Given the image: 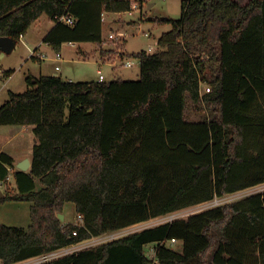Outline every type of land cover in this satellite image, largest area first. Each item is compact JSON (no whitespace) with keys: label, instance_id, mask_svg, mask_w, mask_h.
<instances>
[{"label":"trees","instance_id":"obj_1","mask_svg":"<svg viewBox=\"0 0 264 264\" xmlns=\"http://www.w3.org/2000/svg\"><path fill=\"white\" fill-rule=\"evenodd\" d=\"M130 7V0H0V37L20 41L45 14L54 26L43 42L56 54L65 43H95L105 60L115 52L103 47L102 14ZM66 13L73 26L56 20ZM155 21L172 29L158 40L162 50L127 54L140 60L139 80L31 75L30 89L10 91L0 105V127L32 126L35 137L27 172L0 153V183L10 187L13 174L18 190L5 192L0 206L31 202L32 221L26 230L0 226V264L264 184V0H183L180 19ZM201 83L211 87L203 97ZM193 106L207 112L191 120ZM69 202L79 224L58 216ZM152 243L154 260L146 255ZM44 264H264V193Z\"/></svg>","mask_w":264,"mask_h":264},{"label":"rangeland","instance_id":"obj_2","mask_svg":"<svg viewBox=\"0 0 264 264\" xmlns=\"http://www.w3.org/2000/svg\"><path fill=\"white\" fill-rule=\"evenodd\" d=\"M182 1L183 0H149L143 5L142 21L138 20L141 15L139 13H108L106 15V21L103 23L104 39L108 36L109 32L112 31L125 33L126 41L123 45H121L118 40L114 42H106V44L104 41L103 47L107 50H114L115 52V54L107 55L106 58L113 61L120 49L122 52L126 51L129 55L141 51L156 53L162 50L163 48L159 45L158 40L164 33L172 29V25L158 24L155 20L163 18L173 20L180 19L182 17ZM52 23V19L44 14L38 23L33 25L28 31L29 38H24L23 40L18 41L10 52H0V69L14 71L13 78L5 87H3V81L0 83V105L4 104L5 101L9 99L10 91L24 93L30 89L31 86L28 84L27 78L31 75L40 76L42 68L47 71V66L53 64V62L48 59L38 60L31 58L28 47L25 44L26 41V43L33 47L32 43L41 42L40 48L37 50L39 54L45 53L48 57L55 55L56 52L52 49V47H44L45 43L40 41L41 35H43L46 31L45 28ZM146 34H148V36H146ZM60 52L66 61L58 63V65L61 66L59 73H61L63 79L66 81L70 79L79 82L99 81V69L102 70V74L106 78L105 81L107 82L116 79L128 81H136L140 79L139 59H132L135 65L131 68L123 66L121 62H118V68H114L108 63L99 65L101 61V50L99 45L95 43H65ZM86 54H88V57H86ZM124 55L125 54H123V56ZM126 58L129 60L131 57L127 56ZM204 113V110H202L200 106H193L189 118L191 120H197L201 118ZM15 133L17 136L14 141L10 143V146L13 148H19V152L21 154L26 150L25 148L28 147L29 149L31 146H34L33 137L27 138L20 130H17V132L15 131ZM2 138V142L5 145L9 138ZM8 183L10 184V187L8 188H6L5 185L2 186L0 184V190L3 193L9 192L8 190H10L9 194L13 196L18 194V190L15 188V181L10 178ZM37 185L39 189L41 187L39 181H37ZM258 193H264V184L222 198H216L212 201L186 208L167 216H161L124 230L107 233L101 237H95L88 240L84 246L78 247L77 251L79 252L81 250L93 248L131 233L142 231L164 223L173 222L179 219H187L189 216L209 208L228 204L246 196ZM59 214L64 215L65 218L62 221L65 224L80 223L79 214L76 211L75 204L72 202L67 203L63 213ZM31 222V202L14 200L1 204L0 226L26 230L30 226ZM168 245L176 251H181L182 249L181 242L174 246H171L170 244ZM151 249H153L151 245L146 246V254L149 255V257L152 251Z\"/></svg>","mask_w":264,"mask_h":264},{"label":"built area","instance_id":"obj_3","mask_svg":"<svg viewBox=\"0 0 264 264\" xmlns=\"http://www.w3.org/2000/svg\"><path fill=\"white\" fill-rule=\"evenodd\" d=\"M130 2H131V7H130V10L127 11V12H129L130 14L139 13V14H141L140 16H143L142 8H143V5L148 2V0H130ZM107 14H108L107 12H103V14H102L103 23L106 21V15ZM56 20L66 24V25H69V26H73L76 23V19L74 18V16L71 15V14H67V13L63 14L61 16H57ZM146 36H148V34H146ZM117 40L121 43V45H123L124 42L126 41L125 33H121V32L117 33V32L110 31L108 36L104 39L105 44H106V42H114V41H117ZM71 44H73V43H71ZM122 53L123 52L120 49L119 52L116 54V57H115V59L113 61H110L107 58L105 60H101L99 65H103V64H107L108 63V64L112 65L114 68H118L119 67L118 66V62H121V64L123 66L127 67V68L134 67L135 64H134V61L132 60L133 58H129V60H127V58H125V56L124 57L121 56ZM33 57L38 59V60L47 59V55L45 53L39 54L37 51L33 52ZM55 57H56V60H58V61L62 60V54L61 53L55 54ZM60 70H61V67L57 66L56 67V72H59ZM4 72L5 71H0V83L2 82L3 78H6ZM98 74H99V81H101V82L105 81V77L102 74V70L101 69L98 70ZM210 91H211V87L208 84H205V83H201L200 84V95H201V97H203L204 95H206ZM204 112L206 113L207 110L204 109ZM9 171L12 172V168L11 167H9ZM11 175L12 174H10V177H11ZM79 219L82 220V217L79 216ZM168 243L171 246H174V245L178 244V241L176 239H172ZM85 244L86 243L81 242V243H78V244H75V245H71V246L62 248V249L57 250V251H52V252H49V253H46V254H42L40 256H37V257L31 258L29 260H25V261L19 262L17 264H44V263L56 260V259L64 257V256H68V255L74 254V253H76L78 247L84 246ZM151 247L153 249H151L152 251H151L150 257H149V255H147V254L146 255L151 260H154L155 259V250H154L153 246H151Z\"/></svg>","mask_w":264,"mask_h":264},{"label":"crops","instance_id":"obj_4","mask_svg":"<svg viewBox=\"0 0 264 264\" xmlns=\"http://www.w3.org/2000/svg\"><path fill=\"white\" fill-rule=\"evenodd\" d=\"M40 18L37 21H35L31 25V27L33 25H35L36 23H38V21L40 20ZM139 19H140V17H139ZM53 26H54V23H52L51 25H49L48 27L45 28L46 31H45V33L43 35H41L40 41H43L44 40V37L53 28ZM30 28L28 29V31L30 30ZM28 31H27V33L25 35H23L21 37L20 40H23L24 38H29ZM25 44L28 47V50H29V53H30L29 54L30 57L33 58V59H36V58L33 57V52L39 50L40 45H41V42H39V43H32L33 44L32 45L33 47H31L28 43H26V41H25ZM73 44H75V43H73ZM44 47L50 48V46L48 44H46V43H45V46ZM127 54L128 53H126V51H125V58L128 56ZM47 59L49 61H52L53 64L47 66V69H48L47 71L45 69L43 70V68H42L41 71H40V74H41L40 76H42V75H52V76H61L62 77L61 73L56 72V67L57 66H60V65H58V63H62L64 61H66V59H64L63 56H62V60L61 61H58V60H56L55 55H53L52 57H48L47 56ZM0 71H8V70L0 69ZM13 76H14V73L10 77H8V78H3V80H2L3 83H4L3 84V87H5L8 84V82L13 78ZM40 76H34V77H40ZM70 80L73 81L72 79H70ZM17 130H20L22 133H24L27 138L33 137V141L35 143V137H34L33 127L32 126L5 125V126H1L0 127V153L1 152H5V153L11 155L14 158V167H15V169H18V164L21 161L25 160V159H30L32 161V151H33V146H31L29 149H28V147L25 148L26 150L23 151V153L21 154L19 152V148H13V147L10 146V143H12L14 141L15 137L17 136L16 133H15V131L17 132ZM2 137H8L9 138L8 142L5 145L2 142V139H3ZM34 143H33V145H34ZM10 178H11V180L13 179V174L11 175ZM0 184L3 186L2 183H0ZM87 242H88V240L87 241H84V243H87ZM150 245L154 247L156 245V243H152Z\"/></svg>","mask_w":264,"mask_h":264},{"label":"water","instance_id":"obj_5","mask_svg":"<svg viewBox=\"0 0 264 264\" xmlns=\"http://www.w3.org/2000/svg\"><path fill=\"white\" fill-rule=\"evenodd\" d=\"M16 43L17 42L13 38L0 37V52L1 51L10 52L14 48ZM30 167H31L30 159H25L18 164V169L20 171L27 172L30 169ZM3 196H5V194L0 190V197H3ZM59 218L61 220H64L65 217L63 214H59Z\"/></svg>","mask_w":264,"mask_h":264}]
</instances>
